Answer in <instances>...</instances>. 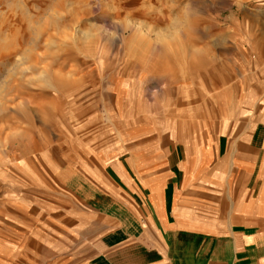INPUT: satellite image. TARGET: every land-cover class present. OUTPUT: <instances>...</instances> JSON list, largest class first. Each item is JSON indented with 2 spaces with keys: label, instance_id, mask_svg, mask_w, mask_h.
<instances>
[{
  "label": "rangeland",
  "instance_id": "obj_1",
  "mask_svg": "<svg viewBox=\"0 0 264 264\" xmlns=\"http://www.w3.org/2000/svg\"><path fill=\"white\" fill-rule=\"evenodd\" d=\"M239 1L0 0V264H73L58 172L90 135L102 148L176 120L210 145L252 130L264 12L237 52L225 20Z\"/></svg>",
  "mask_w": 264,
  "mask_h": 264
},
{
  "label": "crops",
  "instance_id": "obj_2",
  "mask_svg": "<svg viewBox=\"0 0 264 264\" xmlns=\"http://www.w3.org/2000/svg\"><path fill=\"white\" fill-rule=\"evenodd\" d=\"M248 1L225 20L237 52L247 49V20L255 36L251 13L264 12V0ZM259 111L232 142L220 133L209 145L176 120L127 129L102 148L90 135L58 172L75 203L70 262L264 264V97Z\"/></svg>",
  "mask_w": 264,
  "mask_h": 264
}]
</instances>
